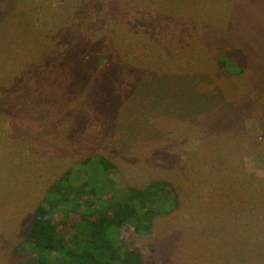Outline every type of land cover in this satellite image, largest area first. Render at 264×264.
Wrapping results in <instances>:
<instances>
[{
	"label": "rangeland",
	"instance_id": "rangeland-1",
	"mask_svg": "<svg viewBox=\"0 0 264 264\" xmlns=\"http://www.w3.org/2000/svg\"><path fill=\"white\" fill-rule=\"evenodd\" d=\"M12 6L14 29L0 31V71L14 67L0 98V264L20 257L37 203L68 169L102 196L171 183L177 207L149 233L127 229L152 264H264V96L216 66L241 49L264 90V0H0V16Z\"/></svg>",
	"mask_w": 264,
	"mask_h": 264
},
{
	"label": "trees",
	"instance_id": "trees-1",
	"mask_svg": "<svg viewBox=\"0 0 264 264\" xmlns=\"http://www.w3.org/2000/svg\"><path fill=\"white\" fill-rule=\"evenodd\" d=\"M12 7L7 14L0 16V31L6 26L14 29V6ZM233 54H239L243 58L240 66L234 64ZM230 56L231 61L220 54L216 66L226 73L236 75L241 84L247 85L245 90L248 92L254 91V96L249 99L261 101L264 90H254L252 87L247 74V54L241 49H233L230 50ZM13 69L10 65L9 70L0 71L2 99L9 86L13 85V74L9 72ZM176 77L187 79L181 74ZM229 104L233 103L226 101V108ZM219 106L223 109L220 103L213 112L222 111ZM255 143L263 147L264 139H257ZM244 144V149L250 147L248 143ZM88 159L90 158L81 163ZM97 161L105 170L114 168V164L104 157H98ZM261 162H264V157ZM234 169L236 170V165ZM69 171L68 169L46 189L33 211L28 233L14 246L15 255L20 257L9 264H152L153 247L134 243L127 229L135 234L149 233L155 216L168 214L172 208L177 207V190H174L171 183L156 179L144 188H111L102 196L97 195L96 189L88 186L86 181H81L79 185L72 184ZM246 176L249 177L247 174ZM262 182L264 179L260 178L258 189L261 200L264 199ZM99 185L98 187L102 186Z\"/></svg>",
	"mask_w": 264,
	"mask_h": 264
}]
</instances>
